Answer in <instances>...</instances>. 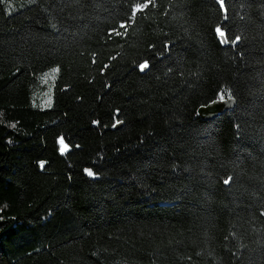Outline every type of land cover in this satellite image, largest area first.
<instances>
[{
  "label": "trees",
  "instance_id": "trees-1",
  "mask_svg": "<svg viewBox=\"0 0 264 264\" xmlns=\"http://www.w3.org/2000/svg\"><path fill=\"white\" fill-rule=\"evenodd\" d=\"M144 2L0 0V264H264V0Z\"/></svg>",
  "mask_w": 264,
  "mask_h": 264
},
{
  "label": "water",
  "instance_id": "water-1",
  "mask_svg": "<svg viewBox=\"0 0 264 264\" xmlns=\"http://www.w3.org/2000/svg\"><path fill=\"white\" fill-rule=\"evenodd\" d=\"M235 105L236 100L234 98L230 100L228 98H224L223 101L219 98L206 105L200 106L198 108V115L203 120H210L226 110L234 108Z\"/></svg>",
  "mask_w": 264,
  "mask_h": 264
},
{
  "label": "snow or ice",
  "instance_id": "snow-or-ice-1",
  "mask_svg": "<svg viewBox=\"0 0 264 264\" xmlns=\"http://www.w3.org/2000/svg\"><path fill=\"white\" fill-rule=\"evenodd\" d=\"M149 3H152V0H147V2H144V3H138L137 10L139 11V10H142V9L146 8ZM219 3H221V5L223 6V0H219ZM134 15H135V13H133V16ZM120 27L124 28L125 25L121 24ZM216 32L219 35V37L221 38V43H227L228 42L226 37H225V33L223 31H221V29L219 27L216 28ZM239 39H240L239 36L235 37V39L232 41V43L235 44L237 41H239ZM139 67H140L141 71H143L144 69H146L148 67V64L145 62V63L140 64ZM54 71H58V69L54 70ZM219 98H220L221 101H223L224 100V94L222 93ZM228 99L229 100L232 99L230 94L228 95ZM63 143L64 142L61 139L60 140V144L63 145ZM86 171L88 172V175H93V173L90 170H86ZM230 179H231V177H229V179L225 180L224 183L225 184L229 183Z\"/></svg>",
  "mask_w": 264,
  "mask_h": 264
},
{
  "label": "rangeland",
  "instance_id": "rangeland-1",
  "mask_svg": "<svg viewBox=\"0 0 264 264\" xmlns=\"http://www.w3.org/2000/svg\"><path fill=\"white\" fill-rule=\"evenodd\" d=\"M53 77H54V73L53 72H49V73H47V74H45L44 76H43V78H42V84L44 85V92L45 93H47V91H48V89H49V87H50V80H52L53 79ZM38 97H40V96H38ZM43 98V100H45L46 99V96H43L42 97ZM62 148L63 149H65V146L64 145H62Z\"/></svg>",
  "mask_w": 264,
  "mask_h": 264
}]
</instances>
